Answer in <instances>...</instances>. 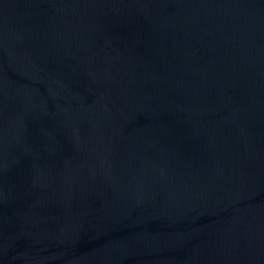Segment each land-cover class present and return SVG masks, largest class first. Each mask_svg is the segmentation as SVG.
Here are the masks:
<instances>
[{"label": "water", "instance_id": "water-1", "mask_svg": "<svg viewBox=\"0 0 264 264\" xmlns=\"http://www.w3.org/2000/svg\"><path fill=\"white\" fill-rule=\"evenodd\" d=\"M0 264H264V0H0Z\"/></svg>", "mask_w": 264, "mask_h": 264}]
</instances>
